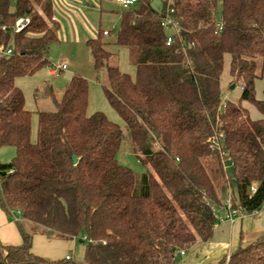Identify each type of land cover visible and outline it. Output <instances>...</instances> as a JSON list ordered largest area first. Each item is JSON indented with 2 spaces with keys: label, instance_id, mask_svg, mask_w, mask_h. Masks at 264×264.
<instances>
[{
  "label": "trees",
  "instance_id": "1",
  "mask_svg": "<svg viewBox=\"0 0 264 264\" xmlns=\"http://www.w3.org/2000/svg\"><path fill=\"white\" fill-rule=\"evenodd\" d=\"M152 1L121 13L116 43L135 49L136 79L109 64L104 30L87 41L95 69L106 68L110 104L153 169L138 193L137 174L117 158L120 125L102 112L87 114L85 77L74 75L61 99L46 84L56 109L39 113L31 139L32 112L15 80L50 65L59 23L53 0H16L14 7L0 0V45L14 47L0 58V148L16 150L10 162L0 159V207L70 238L82 234L83 264H177L178 252L213 236L214 208H224L228 193L249 213L264 204V0H163L161 13ZM168 4L181 26L172 45L162 26ZM21 16L30 23L14 32ZM226 54L230 83L242 86L236 103L222 99ZM215 141L221 149L212 148ZM15 222L22 241L0 243V264H77L33 252V235ZM222 264H264V234Z\"/></svg>",
  "mask_w": 264,
  "mask_h": 264
},
{
  "label": "rangeland",
  "instance_id": "2",
  "mask_svg": "<svg viewBox=\"0 0 264 264\" xmlns=\"http://www.w3.org/2000/svg\"><path fill=\"white\" fill-rule=\"evenodd\" d=\"M88 1L91 7L82 8V4H78L75 0H70L67 3H64L65 0H53V6L57 7L58 5L61 10L56 13L57 15L55 14L59 23V41L51 44L49 48L47 56L50 60V65L40 68L32 75L17 77L15 82L24 92L25 108L32 112L31 139L36 141L39 113L56 109L51 98L43 94L46 84L52 85L57 98L61 99L74 75L79 74L88 79L89 103L87 114L92 115L95 112H102L110 120L120 125L124 136L117 158L121 164L132 169L137 174V192L140 193L145 185L144 175L153 172V169L148 163L146 156L135 145L125 121L110 104L104 90V86L108 85L106 68L100 71L95 69L87 41L92 37H98L100 30L111 31L110 34L102 36L106 49L111 52L109 64L118 66L121 71L130 74L133 79H136L138 74L135 63L136 51L134 48L121 46L116 43L117 35L121 28V13L124 11V7L116 0ZM15 2L16 0H12V7H14ZM220 13L219 9L218 16H220ZM89 31L91 34L88 33ZM230 63L231 56L226 54L221 76L222 99L224 102L229 100L236 103L239 101L241 90L238 86L234 87L230 83ZM64 64L68 68L58 77L50 74L49 71L52 67ZM263 85L264 78L259 80L258 90L260 95H262L263 90L261 87ZM243 105L248 106L253 117L260 116L256 115L260 114V112L253 105L248 103ZM15 153L14 147L3 146L0 148V159L3 162H10ZM227 169L232 173V166L229 163H227ZM13 217L16 218L14 215ZM24 226L33 235L32 248L36 254L50 261L66 259L69 256L73 263H84L86 242L82 234L70 238L53 229L32 222L24 223Z\"/></svg>",
  "mask_w": 264,
  "mask_h": 264
},
{
  "label": "crops",
  "instance_id": "3",
  "mask_svg": "<svg viewBox=\"0 0 264 264\" xmlns=\"http://www.w3.org/2000/svg\"><path fill=\"white\" fill-rule=\"evenodd\" d=\"M75 1L82 4V8L91 7L88 0ZM67 2H70V0H65L64 3ZM60 10L61 8L58 5L54 7V16ZM56 18L58 20L57 16ZM88 33L91 34L90 31ZM225 212L226 210L223 207L218 209L219 220L215 226L213 236L209 240H197L190 250L179 256L177 264H222L223 259H226L227 263L228 256L239 246H246L264 234V204L259 210L251 213L247 212L246 215L237 218L233 222L220 220ZM14 216L25 224L30 222L23 219L21 215L17 216L16 214ZM13 218L0 207V243L2 244H19L22 241L15 222L16 219Z\"/></svg>",
  "mask_w": 264,
  "mask_h": 264
},
{
  "label": "built area",
  "instance_id": "4",
  "mask_svg": "<svg viewBox=\"0 0 264 264\" xmlns=\"http://www.w3.org/2000/svg\"><path fill=\"white\" fill-rule=\"evenodd\" d=\"M116 1L120 3L124 7V9H132L138 3L139 0H116ZM174 12H175L174 8L169 6L168 4L165 9L164 17L162 19V26L167 32V45H172L175 42L177 36H179L181 32V26L179 22L177 21V19L175 18ZM52 20H57L56 16H53ZM29 23H30L29 16L19 17L15 22L14 32H20ZM222 27H223L222 22L219 20L218 22L219 30H222ZM3 29H6V27H3ZM104 34H108V30H104ZM13 53H14V47L12 43L8 45H0V58L11 56L13 55ZM66 69H67V65L64 64L62 66L52 67L49 72L51 75L58 77ZM239 87L242 88L241 85ZM215 142L217 144L212 145V148L221 149V147L219 146V143L217 141ZM224 156L227 157L228 154L224 153ZM225 166L227 167V164H225ZM255 190H256V185H252L251 191L254 192ZM224 208L226 210L225 216L221 217L220 220H227V221L233 222L237 218L242 217L246 215L247 213V211L243 210L242 208L233 206L230 195L227 196L225 200ZM214 210L218 212L217 208H214ZM16 214L21 215L20 211H17ZM185 253H186L185 250H181L176 255L182 256ZM67 258H70V257L68 256ZM229 258L230 256H228L227 262Z\"/></svg>",
  "mask_w": 264,
  "mask_h": 264
},
{
  "label": "water",
  "instance_id": "5",
  "mask_svg": "<svg viewBox=\"0 0 264 264\" xmlns=\"http://www.w3.org/2000/svg\"><path fill=\"white\" fill-rule=\"evenodd\" d=\"M151 6L156 12L161 13L164 6L163 0H153L151 2ZM74 162H77V158L75 157H74Z\"/></svg>",
  "mask_w": 264,
  "mask_h": 264
}]
</instances>
